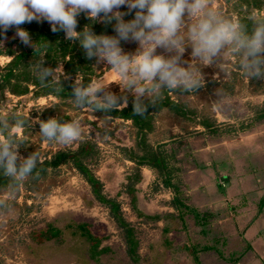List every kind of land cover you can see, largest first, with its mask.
<instances>
[{
  "label": "rangeland",
  "instance_id": "1",
  "mask_svg": "<svg viewBox=\"0 0 264 264\" xmlns=\"http://www.w3.org/2000/svg\"><path fill=\"white\" fill-rule=\"evenodd\" d=\"M216 5L249 28L250 16L264 17V0L259 8L247 6L244 0H216ZM18 40L15 32L0 34V50L5 51L8 44L15 50ZM121 48L134 54L138 44L121 41ZM191 51L186 46L182 66L191 63ZM157 54L168 55L161 48ZM7 57L11 58L0 53V62L5 63ZM223 62L217 58L210 66L198 65L205 83L196 92L163 90L159 101H172L179 109H150L143 117L142 133L132 120L109 111L77 108L73 97L35 95L37 87L33 86L23 95L5 90L1 94L20 98L18 115L26 121L16 132L23 142L19 156L26 158L37 152L40 165L58 152L88 146L83 162L101 182L102 193L119 204L123 219L133 228L139 264H264V206L260 207L261 200L264 205V79H248L235 56L225 58L222 70L219 64ZM58 66L63 69L61 78L67 79L63 63ZM93 66L91 80L110 83L116 79L106 62L98 63L95 58ZM76 78L81 76L71 78L73 84ZM106 91L127 96V106L113 110L133 105V94L122 92L118 83H110ZM144 103L147 108L152 104L146 98ZM4 108L0 117L9 120L13 112L8 106ZM49 118L60 122L79 119L82 136L67 146L43 140L37 121ZM143 144L164 155L180 200L201 214L216 215L209 229L226 235L224 247L214 246L221 250L222 258L203 249L213 246L211 234L202 232L192 213L182 215L181 208L174 205L175 193L164 183L167 171L138 166L130 158L143 154ZM134 175L141 176L137 183ZM6 179V186L0 188V264H97L89 258L88 243L75 228L78 223L88 224L94 234L104 236L100 247L107 246L110 251L99 257L100 263L135 264L126 255L122 229L109 208L95 200L89 184L71 162L41 174L36 169L11 188L13 182ZM131 183L137 198L134 207L126 192ZM47 224L59 229L60 236L56 241L36 243L32 233ZM186 247H193L197 256Z\"/></svg>",
  "mask_w": 264,
  "mask_h": 264
},
{
  "label": "clouds",
  "instance_id": "2",
  "mask_svg": "<svg viewBox=\"0 0 264 264\" xmlns=\"http://www.w3.org/2000/svg\"><path fill=\"white\" fill-rule=\"evenodd\" d=\"M122 6L128 12L120 11ZM133 11L134 18L126 21L124 16ZM82 13L93 22H114L116 35H97L89 25L77 31V17ZM249 19L251 28L239 18L223 14L216 0H0V30L6 33L15 28L21 43L35 50L40 43H34L21 25L46 21L52 32L63 31L67 40L79 42L87 58L111 66L109 73L115 74L116 79L110 83H118L122 92L133 94V111L140 116L147 109L145 98L156 104L165 89L196 92L205 83L198 65L210 66L217 58L223 59L219 64L223 70L225 58L235 56L248 79H264V17L254 14ZM121 41L136 42V52H124ZM186 46L191 47L193 59L184 67ZM158 48L168 55L157 54ZM43 56L34 65L37 78L41 86L59 93L63 90L62 66L44 67ZM110 83L93 79L85 85L76 78L72 87L74 105L93 112L126 107L127 96L106 91ZM37 122L41 138L49 143L67 146L82 136L79 119L60 122L49 118ZM25 124L18 114H12L11 121L0 117V173L13 182L9 188L22 183L40 162L37 152L26 158L19 156L23 142L16 132Z\"/></svg>",
  "mask_w": 264,
  "mask_h": 264
},
{
  "label": "trees",
  "instance_id": "3",
  "mask_svg": "<svg viewBox=\"0 0 264 264\" xmlns=\"http://www.w3.org/2000/svg\"><path fill=\"white\" fill-rule=\"evenodd\" d=\"M245 3L250 6L260 7L261 0H244ZM122 12H128L127 7H121L119 9ZM135 11L129 13L124 16V19L130 20L134 18ZM78 26L77 31H82L86 25L91 27V30L97 35H116L114 31V22L112 24H106L104 22H93L91 21L86 14L82 13L77 17ZM21 27L28 31L30 37L34 43H40V46L35 50L31 46H25L21 43L20 40L17 42V48L15 50L11 49L9 44L6 47L5 51H1L0 53H5L8 56H11L10 61L1 69L0 71V92L5 90L11 92L15 95H23L26 94L29 90V86L37 87L35 90V95H49L52 94L59 99H67L72 98V87L73 82L71 78L76 75H80L83 83L86 85L90 82L91 77L94 75V61L95 58L89 59L86 56L84 49L80 46L78 41H70L65 38V33L63 31L52 32L51 25L46 22H36L25 23L21 25ZM11 32H15V28L9 29L6 33L0 30L1 36L4 34H8ZM47 43V47L43 45ZM43 59V66L49 68H55L58 63H63L65 74L67 75V79L63 80L61 78V84L63 90L59 93L55 92L51 87H43L40 84V81L37 78V73L34 69V65L38 60ZM143 116L136 115L133 111V105H129L127 108H123L121 110H110L109 113L111 115L126 119L132 120L135 126L139 129L140 133H142L143 127L142 120L143 117L148 113V111L154 107L161 108L163 106H169L171 109L178 111L179 107L176 103L172 101H157L156 104H149ZM152 106V107H151ZM12 117L9 118L11 121ZM143 135V134H141ZM141 146V143L139 142ZM141 156H133L130 158L134 159L138 166L140 165H149L152 168L158 169L161 171H167V178L165 180V185L171 187L175 193L173 198V203L175 206L180 207V213L187 214L192 213L195 218V223L200 226L202 232L207 233L210 236V240L212 241L213 246H203L204 250H211L217 253V255L222 258L223 255L220 249H217L216 245L223 246L226 245V240H224L223 233H215L210 232L209 225L212 217H215L214 214H201L196 209L187 206L182 200L178 198V188L177 186L171 183V177L169 171L167 170V164L165 163V157L162 153L153 150L152 147L145 146L143 144ZM90 149L86 145H82L78 148V150L73 152H58L55 154L51 160H45L37 165V171L41 174L44 173L48 168H56L62 163L71 162L73 166L79 171V173L83 176L85 181L89 184L91 188V193L93 194L95 200L100 204H103L109 208V212L112 218L115 220L117 226L122 229L123 238L125 242V252L126 255L135 263L139 264V254H138V240L135 237V233L133 228L123 219L120 213L119 204L113 200L108 198L102 193V184L94 176V174L87 168L84 164V159L88 155ZM33 170V172L36 171ZM135 183H137L140 179V175H134ZM131 178L128 177V180ZM7 184V179L0 173V188H4ZM126 192L130 198V203L134 207L137 202V198L135 195L134 184H128L126 188ZM263 201L260 202V207H263ZM157 219V218H156ZM75 228L80 232V235L83 236L88 243L87 253L89 258L96 262L97 264H103L99 262V257L109 252L110 249L107 246H101L102 241L105 239L104 236H100L94 234L88 224L78 223L75 225ZM60 236V230L52 226L51 224H47L45 228L40 229L32 233V238L36 243L43 244L52 239H58ZM187 250L191 252L193 256H197V251L192 247ZM243 255V254H242ZM195 261L196 257H194ZM225 260V259H224Z\"/></svg>",
  "mask_w": 264,
  "mask_h": 264
},
{
  "label": "built area",
  "instance_id": "4",
  "mask_svg": "<svg viewBox=\"0 0 264 264\" xmlns=\"http://www.w3.org/2000/svg\"><path fill=\"white\" fill-rule=\"evenodd\" d=\"M8 63V60L3 63V62H0V71L1 69L4 67V65ZM8 99V101H7ZM20 98L19 97H13L11 95H9L8 92H4V94H1L0 92V114L3 115L4 114V111L6 106L9 107V110H11V113L12 114H18L19 113V107H21V103L19 102Z\"/></svg>",
  "mask_w": 264,
  "mask_h": 264
},
{
  "label": "crops",
  "instance_id": "5",
  "mask_svg": "<svg viewBox=\"0 0 264 264\" xmlns=\"http://www.w3.org/2000/svg\"><path fill=\"white\" fill-rule=\"evenodd\" d=\"M7 58H8V62H9L11 58H9V57H7ZM6 64H7V63H6ZM6 64H5V65H6ZM5 65H4V66H5Z\"/></svg>",
  "mask_w": 264,
  "mask_h": 264
}]
</instances>
